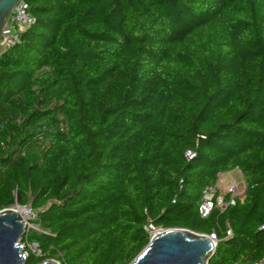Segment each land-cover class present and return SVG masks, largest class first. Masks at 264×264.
<instances>
[{
	"label": "trees",
	"instance_id": "obj_1",
	"mask_svg": "<svg viewBox=\"0 0 264 264\" xmlns=\"http://www.w3.org/2000/svg\"><path fill=\"white\" fill-rule=\"evenodd\" d=\"M24 1L36 24L0 49V211L36 214L26 264H132L150 223L260 264L264 0ZM234 170L244 195L203 218Z\"/></svg>",
	"mask_w": 264,
	"mask_h": 264
},
{
	"label": "water",
	"instance_id": "obj_2",
	"mask_svg": "<svg viewBox=\"0 0 264 264\" xmlns=\"http://www.w3.org/2000/svg\"><path fill=\"white\" fill-rule=\"evenodd\" d=\"M18 1L0 0V38L6 19ZM27 231L26 222L16 210L0 211V264H26L28 254L21 241ZM216 247L208 235L185 229L163 230L150 240L132 264H208ZM42 264L56 263L47 260Z\"/></svg>",
	"mask_w": 264,
	"mask_h": 264
},
{
	"label": "built area",
	"instance_id": "obj_3",
	"mask_svg": "<svg viewBox=\"0 0 264 264\" xmlns=\"http://www.w3.org/2000/svg\"><path fill=\"white\" fill-rule=\"evenodd\" d=\"M36 24V19L34 16L30 13L29 5L24 1L20 0L16 3V5L13 7L11 13L6 19L3 32L0 38V49L5 50L8 48H12L20 43V37L21 34L32 28ZM196 154L193 151H187L185 154V157L188 161L193 160L195 158ZM239 186L237 183H234L230 190L227 191L225 195H219L218 194V185L215 187H208L205 190L204 197L202 200V204L199 209V213L203 218H206L210 215V213L214 209H219L221 211L225 210L228 206H234L236 204V198L241 197L239 196ZM230 194L231 197L228 201L225 200L226 195ZM28 209L29 213L32 214L34 217L33 221L37 219L36 214L32 212L30 208ZM27 228L30 226L29 223H27ZM29 225V226H28ZM32 229L28 228V232L31 230L40 231L39 227L35 224H31ZM262 231H264V225L261 228ZM146 231L149 233L150 238H154L158 233L162 232L163 230L156 228L152 223L146 227ZM227 236L231 237V230L227 232ZM211 238L215 241L217 244V239L215 235H211ZM150 239V240H151ZM36 247V246H35Z\"/></svg>",
	"mask_w": 264,
	"mask_h": 264
},
{
	"label": "rangeland",
	"instance_id": "obj_4",
	"mask_svg": "<svg viewBox=\"0 0 264 264\" xmlns=\"http://www.w3.org/2000/svg\"><path fill=\"white\" fill-rule=\"evenodd\" d=\"M236 182L237 185H239V196L244 195L245 191V185L243 183V179L241 177V174L238 170H234L230 173H226V174H222L219 178V182H218V191L220 192V195H224L225 191L224 189L227 188L228 186H232L233 183ZM244 191V192H243ZM242 194V195H241ZM15 207V206H14ZM34 217L32 216V214L28 213V218L25 220V222L29 223L30 226L28 227L29 229H32L33 226H31L32 221H33ZM161 230V228H159ZM164 230V229H162ZM25 247V244H22ZM27 248H29L30 250H32V252L37 253L36 252V247L35 246H26ZM53 262H55L56 264H60V262H58L57 260H52Z\"/></svg>",
	"mask_w": 264,
	"mask_h": 264
},
{
	"label": "bare ground",
	"instance_id": "obj_5",
	"mask_svg": "<svg viewBox=\"0 0 264 264\" xmlns=\"http://www.w3.org/2000/svg\"><path fill=\"white\" fill-rule=\"evenodd\" d=\"M13 209L16 210L19 215H22L24 221L28 218V213H29L28 209L20 208L17 205L13 207Z\"/></svg>",
	"mask_w": 264,
	"mask_h": 264
},
{
	"label": "crops",
	"instance_id": "obj_6",
	"mask_svg": "<svg viewBox=\"0 0 264 264\" xmlns=\"http://www.w3.org/2000/svg\"><path fill=\"white\" fill-rule=\"evenodd\" d=\"M239 172H240V171H239ZM240 174H241V177H242V173H241V172H240ZM219 178H220V177H219ZM242 179H243V177H242ZM218 182H219V180H218ZM234 183H236V182H234ZM234 183H233V184H234ZM243 183H244V180H243ZM217 185H218V184H217ZM244 185H245V183H244ZM238 186H239V185H238ZM230 188H231V186H228L227 188L224 189L225 194L227 193V191L230 190ZM245 190H246V187H245L244 191H245ZM244 191H243V192H244ZM225 194H224V195H225ZM241 195H242V194H241Z\"/></svg>",
	"mask_w": 264,
	"mask_h": 264
}]
</instances>
